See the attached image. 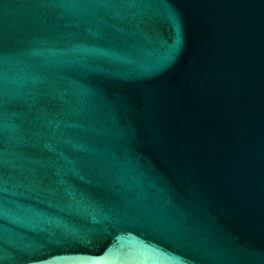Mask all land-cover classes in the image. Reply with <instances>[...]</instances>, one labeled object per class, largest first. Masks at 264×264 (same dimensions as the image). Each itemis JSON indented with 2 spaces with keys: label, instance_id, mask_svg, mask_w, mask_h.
Segmentation results:
<instances>
[{
  "label": "water",
  "instance_id": "95a60500",
  "mask_svg": "<svg viewBox=\"0 0 264 264\" xmlns=\"http://www.w3.org/2000/svg\"><path fill=\"white\" fill-rule=\"evenodd\" d=\"M0 264H264V0H0Z\"/></svg>",
  "mask_w": 264,
  "mask_h": 264
}]
</instances>
